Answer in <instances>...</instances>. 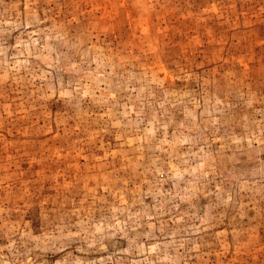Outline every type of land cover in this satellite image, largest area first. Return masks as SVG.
Returning <instances> with one entry per match:
<instances>
[{
	"label": "rangeland",
	"instance_id": "rangeland-1",
	"mask_svg": "<svg viewBox=\"0 0 264 264\" xmlns=\"http://www.w3.org/2000/svg\"><path fill=\"white\" fill-rule=\"evenodd\" d=\"M0 264H264V0H0Z\"/></svg>",
	"mask_w": 264,
	"mask_h": 264
}]
</instances>
